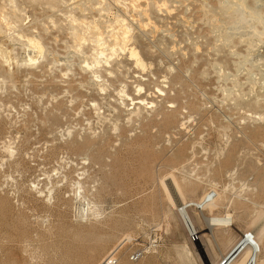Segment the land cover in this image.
Listing matches in <instances>:
<instances>
[{
  "label": "rangeland",
  "instance_id": "rangeland-1",
  "mask_svg": "<svg viewBox=\"0 0 264 264\" xmlns=\"http://www.w3.org/2000/svg\"><path fill=\"white\" fill-rule=\"evenodd\" d=\"M231 1L0 0V47L19 59L0 56V264H100L112 252L118 264H217L264 217V38L231 27ZM70 11L81 34L86 21L126 17L146 67L119 51L102 91L82 67L97 43L76 51ZM2 16L41 36L37 63ZM138 84L156 106L129 116L120 93L137 97ZM173 174L180 202L221 192L216 206L188 207L197 243L162 186ZM228 212L229 229L209 226Z\"/></svg>",
  "mask_w": 264,
  "mask_h": 264
},
{
  "label": "bare ground",
  "instance_id": "bare-ground-1",
  "mask_svg": "<svg viewBox=\"0 0 264 264\" xmlns=\"http://www.w3.org/2000/svg\"><path fill=\"white\" fill-rule=\"evenodd\" d=\"M129 1L130 0H128V2ZM105 2H106V0H105ZM167 2H169V1H167ZM231 2H232L231 7L234 8L233 12L236 13L235 20H234L233 25L231 27H234L235 29H238L239 31L241 30L243 32H248L246 34H249V37L247 35H245V36H247L246 38H252V36L250 37V33H252V35L256 37L255 39H257L260 42L261 39L264 38V11L261 10V7H259V2L260 3H264L263 0H262V2L260 0L257 4H255L253 6L249 5V3H247L246 0H235V1L232 0ZM130 4L127 3L128 6ZM105 5H106V3H105ZM262 5L264 6V4H262ZM133 6L134 7H132V8L135 9L136 6H142V4L139 5V4H136L134 2ZM142 8H143V6H142ZM104 9L105 8H102V11H104V13H105L104 17L106 18L107 17L106 13L108 14L109 11H107V9L105 11ZM228 9H230V8H228ZM142 11H143V9H142ZM142 11L139 12V14L141 13L140 15H142ZM15 12H17V11H15ZM146 12H148V11H146ZM214 12H215V10H214ZM66 14H68V12H66ZM139 14H138V16H139ZM67 16L71 17L70 20L73 23H75V24L77 23L78 20H80L79 18H77L72 13V11H70V13ZM102 16H100V18H102ZM3 18H6V17H3ZM7 18H8V16H7ZM7 18H6V21H7ZM13 19L8 20L7 21V25L9 27V29L12 30L13 33H15L17 37H19V39L20 38L24 39L23 43L26 46L27 51H28L27 52L28 56L25 55L26 58H24V60L25 61H29V63H32V64L37 63V61L42 56H44V53L46 52V45L42 41L41 36H38L39 35L38 33L37 34L36 33L35 34L34 33L27 34V33H24L25 31H23V32L20 31L21 29L19 27H21V25H19V19H21V17L19 19L18 18L16 19V16H15V17H13ZM20 21H22V20H20ZM127 21L128 20H126V17H123V15L115 14L113 16V19L109 18V17L106 19L105 22L108 23V24H106V26H104V28L106 29L105 30V29H103V26L101 24V23H103V22H101V19H99V18L95 19L94 18L93 20L84 22V25L86 23V29L84 28L85 32H84V30L83 31L81 30L82 32H84L82 34L77 32L78 31L77 30V25L78 24H76V25L72 24L73 25L72 26L73 33L75 34V38H76V41H77V44H76L77 50L75 49L76 51H79L81 53L84 52L83 51V45H84V43L86 44V42H87V39H88L87 36L90 37V39L93 41V43L94 42L97 43V47L95 49H93V51H91V52H93V54H91V55H89V56H87L85 58L84 62L82 63V67H83L84 70H90V72L93 73L92 76H94L95 80L99 82L98 84H99V87H100V89L102 91L105 90V85L107 84V82L105 84L104 80L102 79L103 78V71H106V72H109V73L113 74L112 73L113 70H111V68H110L112 66V58L119 51L120 52L121 51H128L129 55H131V57L133 59H135L136 63L139 66H141L143 68L146 67L147 63L145 62V60L141 56L140 50L136 46H134L133 43H131L132 40H133V37H134L133 34H132L133 28H132V25L130 24V22L128 23ZM222 21H223V19H222ZM80 24L82 25V23H80ZM217 25H219V24H217ZM258 25L262 26V28L259 29L260 27L258 28ZM78 26L80 27V25H78ZM23 29H24V27L22 28V30ZM81 29H83V28H81ZM10 30H8V31H10ZM105 31L109 33V37L111 38L109 42H108L107 38L105 37ZM89 34H91V36H89ZM242 36H243V33H242ZM245 36H243V37H245ZM17 42H18V40H17ZM17 42H16V44H17ZM255 43H256V41H255ZM263 43H264V41L262 40V44H261V42H260V44L264 45ZM18 44H21V42H19ZM251 44H253V43L251 42ZM1 47H0V56H1V58L5 60V63L10 62L15 56L13 57L12 55H10L8 53H5L3 48H1ZM250 47L252 49H254L255 45L254 46H250ZM257 47H258V45H257ZM257 47H256V49L259 48V47L258 48ZM7 51H8V48H7L6 52ZM10 52L13 53V54L15 53V52H12V50ZM253 53H254V51H253ZM14 55H16V53ZM251 56H252V54H251ZM15 58H14V60H15ZM17 58H18V56H17ZM17 60H19V59H17ZM113 60H114V58H113ZM249 71H251V72H249V75L251 73H253L252 70L249 69ZM98 78H100V79H98ZM252 80H253V78H252ZM254 80H255L254 81V83H255L256 82V78ZM109 86H110V84H109ZM124 88H125V86H124ZM136 89H137L136 92H138L137 94L139 95L137 97L133 96L132 93L129 92V90H126V88L123 89L122 91L120 90L121 91L120 94L122 95L123 104L125 106H128L127 103H126L127 100H130L132 102V104L134 105V107H132V108L128 107V109L130 110L128 115L129 116L136 115V117L137 116L140 117L141 108H142V106L140 104H147V105L150 104V107H154L156 105H155V102L153 100L152 101H147V99L143 96V94L145 93V91H144L145 87L142 84H138ZM141 89H142V91H141ZM159 91L162 92V93L165 92L164 89H162V88H159ZM237 91H240V89L237 90ZM241 92H244V90L241 91ZM257 100H260V99H257ZM257 103H259V101ZM93 105H94V108L96 110V113L101 115V111H100L101 110V106H100V104L98 102H94ZM92 143L93 142H91L89 140H84L83 143L78 142V145L92 146ZM7 149H9V147H7ZM97 160L99 161V159H97ZM101 161L102 160H100V162ZM169 179H170L169 182L165 181V180H163V182H162V184H163L162 186H163V188H164V190L166 192V195H168L167 197L170 199V202L172 204H174L175 207H177L178 211L181 213V215H182V217H183V219L185 221L186 226H188V228L190 230H196L194 221H193L192 217L190 216V213L188 212V207L191 206V205H195L199 209H206V208L211 207V206H216L219 203L218 202L219 199H221L220 198L221 192L219 193L218 191L215 190V194L212 193V192H207L204 196H202L197 201L196 200H192V201H181L180 202V201H178V199H179L178 196L182 197V195H180V187L181 186H179V181H177L178 179L175 178L174 174L171 175L169 177ZM80 188L82 189L81 186L79 187V189ZM261 214H262V211H261ZM232 216H231V214L229 212L225 213L224 215H214V216H211V217H207V222H208L209 226H215V225L219 226L220 225L221 227L225 226V227L228 228V226L233 225ZM259 216H261V215L259 214ZM259 216H258L257 220H255V223H253V224H255L253 226V229L250 230V231H247V232L245 230V234H247V236L244 235V233H241L242 234L241 238L238 241L235 242V244L232 246V248L220 259V261L217 264H233L236 260H240V259L242 260L241 262L243 264H248V262L253 257L255 259H258V261L261 264H264V258L262 259L260 257L261 256V252L263 253V251H262L263 250V245H262V242H261V238L264 235V217H259ZM224 229H226V228H224ZM229 233H230V231H229ZM225 237H226V235H225ZM252 237H253V239H252V241H251L252 243H251L250 242V238H252ZM126 240L129 241V240H131V238L125 236V238L123 240H121V242L118 244V246H116V249L122 247L123 243H125ZM212 241L214 242L213 245H215V247H216V245H217V244H215L217 242L216 238L214 237V239ZM211 247H213V246L211 245ZM116 249H113V251L114 250L116 251ZM186 251H187V255L189 254V256H190V254H192L191 250L189 248L188 249L186 248Z\"/></svg>",
  "mask_w": 264,
  "mask_h": 264
},
{
  "label": "built area",
  "instance_id": "built-area-1",
  "mask_svg": "<svg viewBox=\"0 0 264 264\" xmlns=\"http://www.w3.org/2000/svg\"><path fill=\"white\" fill-rule=\"evenodd\" d=\"M188 228V226H187ZM188 232H189V240L193 243H197L201 240V234L199 231L197 230H190L188 228ZM244 235L247 236V234L244 233ZM253 237L250 238V242L252 241ZM252 243V242H251ZM141 256V254L136 253L132 256L133 260H137L139 259ZM119 262V258L116 254V252H112L110 253L100 264H118ZM248 264H261L258 259H255L254 257L248 262Z\"/></svg>",
  "mask_w": 264,
  "mask_h": 264
},
{
  "label": "snow or ice",
  "instance_id": "snow-or-ice-1",
  "mask_svg": "<svg viewBox=\"0 0 264 264\" xmlns=\"http://www.w3.org/2000/svg\"><path fill=\"white\" fill-rule=\"evenodd\" d=\"M141 91H142V89H141Z\"/></svg>",
  "mask_w": 264,
  "mask_h": 264
}]
</instances>
